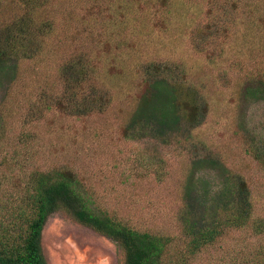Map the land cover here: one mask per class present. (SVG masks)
<instances>
[{"label":"trees","instance_id":"obj_1","mask_svg":"<svg viewBox=\"0 0 264 264\" xmlns=\"http://www.w3.org/2000/svg\"><path fill=\"white\" fill-rule=\"evenodd\" d=\"M78 1L103 9L107 17L82 21L93 49L61 59L59 89H54L45 81L44 62L55 63L58 52L63 53L57 37L60 26L76 22L74 11H66L59 22L53 0H13L19 14L0 27V143L18 100L27 104L25 123L38 122L52 110L87 118L105 113L116 98L113 90L129 88L134 76L143 90L122 128L123 138L165 146L191 143L192 132L209 113L206 87L191 80L184 61L161 59L168 49L164 41L187 35L191 50L209 64L225 58L233 38L236 52H248V58L264 52V0ZM73 3L77 1L60 0L58 7L71 9ZM26 63L44 66L31 75L22 70ZM250 82L245 95L264 102V70L251 74ZM244 144L264 170V149L248 137ZM206 153L196 154L183 185L178 221L185 256H196L231 231L251 227L259 234L264 228L252 220L243 177L225 167L219 156ZM200 169L216 172V189L210 179L197 176ZM16 204L13 209L0 206V264H46L41 233L47 218L58 211L114 242L123 253L122 264H186L182 254L170 259L171 237L140 231L98 209L71 170L31 173Z\"/></svg>","mask_w":264,"mask_h":264},{"label":"rangeland","instance_id":"obj_2","mask_svg":"<svg viewBox=\"0 0 264 264\" xmlns=\"http://www.w3.org/2000/svg\"><path fill=\"white\" fill-rule=\"evenodd\" d=\"M76 1L70 9L66 5L59 8L60 0H53V8L60 13L55 16L57 21L69 10L74 11L76 19L66 28L60 26L57 46L63 53L58 52L55 63L44 62L45 81L54 89H59L57 69L61 59L81 49H93L82 21L107 17L103 9ZM13 3L0 0V27L19 14ZM164 42L170 50L163 51L161 59L184 61L191 80L206 87L209 113L192 132V142L165 146L155 140L123 138L122 128L143 90L137 76L129 88L113 90L116 98L105 113L87 118H72L52 110L38 122L25 123L27 104L18 100L17 108L12 107L15 112L5 120L7 132L0 143V206L13 209L17 205L31 173L64 168L76 175L101 211L140 231L171 237L174 247L170 259L182 254L186 264L264 263V228L259 234L251 227L231 231L191 257L185 256L186 239L178 221L191 162L196 154L209 152L243 177L253 204L252 220L264 224V170L246 153L244 144L248 137L264 149V102L244 92L253 86L250 75L264 70V52L248 58V52H236L238 42L233 38L225 58L209 64L191 50L187 35ZM44 63H26L22 70L33 75V70L37 72ZM197 176L210 179L212 190L216 189V172L200 169ZM40 244L46 264L123 263V253L114 242L77 223L65 211L47 218Z\"/></svg>","mask_w":264,"mask_h":264}]
</instances>
